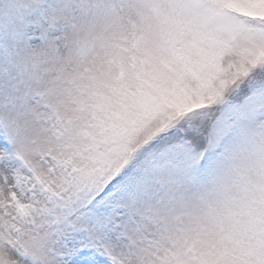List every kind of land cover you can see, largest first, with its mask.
<instances>
[{
    "label": "snow or ice",
    "instance_id": "obj_1",
    "mask_svg": "<svg viewBox=\"0 0 264 264\" xmlns=\"http://www.w3.org/2000/svg\"><path fill=\"white\" fill-rule=\"evenodd\" d=\"M0 264H264V0H0Z\"/></svg>",
    "mask_w": 264,
    "mask_h": 264
}]
</instances>
